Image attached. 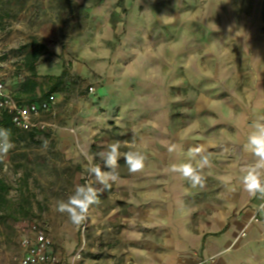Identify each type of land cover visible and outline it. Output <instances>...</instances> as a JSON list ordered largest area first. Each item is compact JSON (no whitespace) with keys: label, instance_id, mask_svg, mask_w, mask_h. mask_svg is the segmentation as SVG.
Returning a JSON list of instances; mask_svg holds the SVG:
<instances>
[{"label":"crops","instance_id":"obj_1","mask_svg":"<svg viewBox=\"0 0 264 264\" xmlns=\"http://www.w3.org/2000/svg\"><path fill=\"white\" fill-rule=\"evenodd\" d=\"M74 1L86 31L42 46L37 77L26 70L34 93L6 84L41 102L37 94L76 75L93 86L81 101L82 145L127 135L102 172L116 179L93 203L87 251L96 231L115 242L112 264H264V193L246 187L249 173L264 187V158L250 146L264 125V0ZM28 52L16 58L24 69ZM130 153L143 157L140 170L125 168Z\"/></svg>","mask_w":264,"mask_h":264},{"label":"rangeland","instance_id":"obj_2","mask_svg":"<svg viewBox=\"0 0 264 264\" xmlns=\"http://www.w3.org/2000/svg\"><path fill=\"white\" fill-rule=\"evenodd\" d=\"M88 27L86 12L74 0H0V77L15 84V92H22L27 71L16 60L21 53L38 45L45 49L53 44L64 47ZM69 77L57 87L56 106L42 118L50 125L47 130L31 133L15 130L10 135L1 134L10 147L1 151L5 159L0 160V185L6 189L4 194L0 193V264H16L15 259L20 254V230L31 223L45 229L56 250L63 255L71 254L72 258L83 247L82 258L88 254L94 264L104 259L113 260L110 252L115 242L110 241V237L103 240V235L99 237L96 231H90L93 233L89 237L90 252L87 251L88 228L84 235L86 245H82L83 219L74 222L71 213L61 211L60 205L68 204L79 187L93 188L96 197L101 194L105 183H101L92 169L98 168L101 173L110 169L104 160L112 146L116 147V153L126 151L121 141L127 135L121 133L114 145H101V140L95 137L87 147L83 146L78 126L81 101L92 94L93 86L76 75L72 77L74 81ZM48 93L46 88L34 98L45 100ZM30 98L23 97L24 100ZM125 168H128L127 162ZM15 171L23 173L19 187L14 181ZM92 207L93 204L89 206L90 218L94 217ZM96 249L102 254L94 253ZM113 264L126 263L115 261Z\"/></svg>","mask_w":264,"mask_h":264},{"label":"built area","instance_id":"obj_3","mask_svg":"<svg viewBox=\"0 0 264 264\" xmlns=\"http://www.w3.org/2000/svg\"><path fill=\"white\" fill-rule=\"evenodd\" d=\"M93 93V89H90ZM57 104L54 97L43 100L41 102H22L18 100L9 90L6 82L0 77V122L4 115H9L13 127L22 132L45 131L50 125L42 118L48 114ZM5 140L0 134V160L5 159V155L1 153L4 149ZM9 169L6 167V170ZM16 187H19L23 179L21 171H15L13 174ZM88 185V182L86 183ZM259 211V210H258ZM258 212L253 218L254 222H259ZM90 214L89 209L83 218L82 233L83 246H85V232L89 224ZM241 237L246 236L243 231ZM84 248H80L71 260H65L58 253L55 252L54 242L48 235L47 231L37 223H31L24 226L20 230V254L15 259L16 264H76L82 259V252ZM197 264H218L214 257L201 259Z\"/></svg>","mask_w":264,"mask_h":264},{"label":"clouds","instance_id":"obj_4","mask_svg":"<svg viewBox=\"0 0 264 264\" xmlns=\"http://www.w3.org/2000/svg\"><path fill=\"white\" fill-rule=\"evenodd\" d=\"M258 130L255 134L250 137V146L254 149L257 155L264 158V125H258ZM10 145H4V151H7ZM116 152V147L112 146L111 152L108 155L107 163L109 165L115 163L114 153ZM128 164L130 165V171L135 172L140 170L143 167V157L138 154L130 153L128 155ZM206 162V161H205ZM92 171L96 174L97 178L101 181V183H107L109 179L115 180V176H109L100 172L98 168L92 169ZM183 172L185 175H191L192 170L190 167H184ZM192 179L196 182L199 181L198 176H192ZM246 187L249 191L253 192L259 191L264 193V187L261 186L259 180L256 175L249 173L246 178ZM96 201V192L91 187H79L76 190V193L70 197L68 204H61L60 210L71 213L72 219L74 222L79 223L86 213L88 212L89 206Z\"/></svg>","mask_w":264,"mask_h":264},{"label":"trees","instance_id":"obj_5","mask_svg":"<svg viewBox=\"0 0 264 264\" xmlns=\"http://www.w3.org/2000/svg\"><path fill=\"white\" fill-rule=\"evenodd\" d=\"M42 46H34L25 57L24 65L26 70L29 72L31 77H37L36 73V62L40 60V57L42 56ZM59 79V78H58ZM61 85V82L55 83L52 88H50L48 95L46 96V99H50L52 97V93H54L57 90V87ZM37 84L30 78L26 79L24 84L22 85V92L26 94H32L36 91ZM16 129L13 127L11 118L9 115H4L3 120L0 122V134L2 135H10L12 132H14ZM31 133V132H30ZM6 192L5 187L3 184L0 185V193L4 194Z\"/></svg>","mask_w":264,"mask_h":264}]
</instances>
